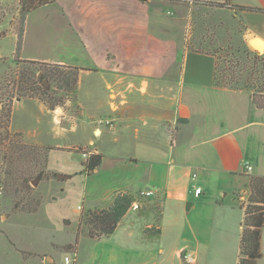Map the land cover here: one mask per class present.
<instances>
[{"label":"crops","instance_id":"0c3cea01","mask_svg":"<svg viewBox=\"0 0 264 264\" xmlns=\"http://www.w3.org/2000/svg\"><path fill=\"white\" fill-rule=\"evenodd\" d=\"M60 1L27 13L16 52L13 30L0 38L12 40L11 53L20 60L81 68L70 101L77 108L69 117L75 134L71 143H57V129L61 140L68 139L67 123L57 122L58 109L49 110L36 98L14 105L34 101L43 115L50 114L56 143H47L48 132L26 125L28 113L21 125L14 124L12 115L10 129L28 143L52 147L48 160L54 152L78 147L102 154L95 172L87 174L82 167L74 173L75 178L81 174L84 184L80 210L103 208L119 191L160 198V203L155 200L159 221L143 212L147 203L136 200L133 205L139 206L133 208L139 210L129 209L111 234L99 239L80 234L72 264H181V252L192 264H238L243 210L233 203L250 175H264V108L256 107L246 90L215 83L212 53L185 48L189 6L213 0H64L58 13ZM228 2L230 20L243 24L246 45L257 36L264 46V0ZM104 118L112 119L113 126L99 122ZM84 131L87 137L80 140ZM193 183L201 187L200 194L191 191ZM39 213L40 207L33 214L12 215ZM7 219L0 215V221ZM61 221L73 229L74 238L53 244L59 248L74 244L79 217L74 223ZM151 226L159 227L160 234L146 236L143 229ZM165 228L171 232L169 243L163 238ZM83 239L88 253L80 260ZM7 245L22 251L23 264H54L45 251L18 250L10 240ZM260 249L255 264H264V225Z\"/></svg>","mask_w":264,"mask_h":264},{"label":"trees","instance_id":"16d2710c","mask_svg":"<svg viewBox=\"0 0 264 264\" xmlns=\"http://www.w3.org/2000/svg\"><path fill=\"white\" fill-rule=\"evenodd\" d=\"M52 1L54 0L19 1L20 28L17 34L16 50H19L22 42L27 13ZM202 4L214 5L216 8L224 6L231 8L228 0ZM4 35L5 33L1 31L0 37ZM205 41V37H195L190 41L185 39L184 45L185 48L193 51L212 53L215 56V83L229 88L246 90L249 93L251 102L256 107L264 108V51L259 52L250 49L242 39L240 46L235 50L228 47V50L231 51L222 56L221 47H216L217 49L204 48ZM207 45L212 46L215 44L212 40H209ZM227 56L230 58H227ZM222 59H224L223 65L221 64ZM20 61L33 66L35 70L20 72L18 79L9 82L0 77V191H3L7 196H12L14 208L32 213L36 210L35 207L30 210L29 208H23L20 204L23 203V199L28 197L32 190L30 181L33 178L44 176V168L48 164V152L52 147L25 143L19 139V133L11 132L10 122L13 102L15 99L35 96L49 110H54L59 102L50 101L48 98L49 83L52 80L59 81L57 82L59 88L73 93L74 98L78 72L81 68L32 60ZM218 80H220V83ZM78 150L87 154L83 164V172L87 174L95 172L101 163L102 154L99 152L88 153L86 149L81 147L76 149V151ZM49 176H57V174L52 172ZM245 189L247 191V203L245 206L240 205V209L243 210V219L239 238L238 264H255L261 256V228L264 225V175H250ZM135 201L136 195L133 193L116 192L105 207L80 213L79 223L84 227L87 237L99 239L102 236L111 234L116 229L119 221ZM159 219L158 216L157 221ZM143 233L146 236L159 235L160 228L146 227L143 229ZM77 242L78 233L75 236L74 244L64 245L63 249L75 252ZM181 264H192L186 260L184 252H181Z\"/></svg>","mask_w":264,"mask_h":264},{"label":"rangeland","instance_id":"374dc122","mask_svg":"<svg viewBox=\"0 0 264 264\" xmlns=\"http://www.w3.org/2000/svg\"><path fill=\"white\" fill-rule=\"evenodd\" d=\"M3 1L6 3L0 4V32L3 31L4 33H7L9 30H13L18 34L20 28V16L18 14L20 0H18L17 4L14 2L12 3L13 0ZM63 2L64 0L57 3L58 13L63 9L61 5ZM206 2H214V0ZM224 8H226V10L216 8L214 5H203L199 1H194L192 5L189 6V30L187 29L188 33L186 39L190 41L195 37H205L206 41L204 48L211 47L214 49L216 47H221L222 56H225L224 54H226V52H230L232 49L235 50V48L240 46L243 34L245 33L243 24L230 20L229 12L227 11L228 8L226 6H224ZM168 9L174 11L171 7ZM209 40H212L215 45L208 46L207 43ZM228 47L232 49L229 51ZM255 47L261 50L258 46ZM13 49L14 47L10 38H0V55L8 56V58L0 59V77L8 80V82L10 80L18 79L20 72H30L35 70L33 66L21 62L15 53L12 55L11 52ZM14 51L16 52V48ZM227 58L230 57L227 56ZM223 60L224 59L221 61L222 65ZM65 71L67 72V70ZM57 82L59 81L52 80L49 83L47 96L50 101L59 102V105L56 106L55 109H58L57 118L61 119H58L57 122L60 124L67 123L66 127L68 128L65 132L68 137L67 140H61L59 138L61 134L57 129V143H71L69 138L70 136H74L75 133L69 129L71 125L69 117L71 113H76L77 108L74 103H70L71 100L73 101V93H69L64 89L59 88V83ZM218 82L220 83V80H218ZM27 98L38 99L35 96L23 97L20 99ZM16 100L19 99L14 100L12 107L14 124L21 125L27 115L26 113H28L31 115V118L27 120L26 125L29 124L30 128L38 127L43 130V133L48 132L47 143H56L55 140L51 138L54 135L56 136L55 128H53L52 116L50 114L43 115L40 106L34 101L25 100L14 105ZM39 101L42 102L41 100ZM222 111H224V108H222ZM38 116L41 117L40 124L37 123ZM84 122H88V120L84 119ZM81 130L82 127L79 124L77 134H79ZM11 132L14 131L11 130ZM84 132L85 133L81 136L80 140L87 137L86 131ZM19 134V139L28 143L23 139L21 133ZM79 150L64 149L63 152H54L50 154L49 162L46 168H44V176L33 178L30 181L32 190L30 191L29 196L23 199V203H21L20 206H23V208H29L30 210L35 207L36 210L34 212H25L21 211L19 208H14L12 196H7L3 191H0V215H2L3 218L8 217L7 220L0 221V264L24 263V258L20 253L22 251L19 252L12 250L7 245L8 240L15 242V247L18 250L19 248L22 250L30 248L35 251L47 252L53 259L54 264H72L74 252L72 250L66 251L53 244L68 243L74 238L73 229L65 226L61 221V218H68L74 223L80 216V212H85L77 208V205L81 206L84 204L82 202L84 184H82L81 174H79L77 178L74 177L75 171L82 169V167L84 168V158ZM52 172L57 173V176H49ZM196 173L198 177L201 176L198 171ZM60 176L65 179L60 180ZM67 177H71V179H68ZM49 178H53V180L50 182H44L45 179ZM210 184L211 187L214 188V182L212 181ZM229 198L230 192L227 191L225 201H229ZM235 199L236 201L233 204L235 208L239 210L237 198ZM136 200L138 204L140 202L147 203V207L143 209V212L148 216L152 214L155 219H158L160 198L153 199L136 195ZM155 200H157L156 202H159L158 205H156ZM39 207L40 213L35 217L24 214L12 215L13 213L33 214L37 212ZM130 209L134 211L139 210L138 208H133V206ZM167 223L166 220L163 221L164 225H167ZM76 232L78 233L79 238L80 234H85V229L80 223ZM170 233V230L165 228V235L163 237L165 242H168ZM87 253V241L83 239L79 247L78 258L83 260L87 256ZM64 256L70 258L69 263H65ZM170 257L173 262H178V258L173 254L170 255Z\"/></svg>","mask_w":264,"mask_h":264},{"label":"built area","instance_id":"2783aa9c","mask_svg":"<svg viewBox=\"0 0 264 264\" xmlns=\"http://www.w3.org/2000/svg\"><path fill=\"white\" fill-rule=\"evenodd\" d=\"M100 123H103L107 126H110L112 127L113 126V120L110 119V118H104V119H101L99 121ZM81 155L82 156H85L86 157V153L85 152H81ZM244 167H245V170L246 171H250L252 169V166L248 163V162H245L244 164ZM191 179L192 180H195L196 179V173H192L191 174ZM201 187L195 183H193L191 185V191L193 192L194 195H198L201 193ZM151 192L150 191H146L145 194H150ZM237 201H238V205L240 206H245V204L247 203V191L245 190L243 193H241L239 196H237ZM133 206H137V205H133ZM64 261L65 262H70V258L68 256H64Z\"/></svg>","mask_w":264,"mask_h":264},{"label":"water","instance_id":"95a60500","mask_svg":"<svg viewBox=\"0 0 264 264\" xmlns=\"http://www.w3.org/2000/svg\"><path fill=\"white\" fill-rule=\"evenodd\" d=\"M256 39H259V40H261L260 38H258L257 36H252V37H249L248 39H247V44H248V46H250L253 50H256V51H259V52H263L264 51V46H261V48H263V49H258V48H256V47H254L255 46V40ZM263 42V41H262ZM264 43V42H263Z\"/></svg>","mask_w":264,"mask_h":264},{"label":"bare ground","instance_id":"6f19581e","mask_svg":"<svg viewBox=\"0 0 264 264\" xmlns=\"http://www.w3.org/2000/svg\"><path fill=\"white\" fill-rule=\"evenodd\" d=\"M255 46H258V47H261L262 46V44L260 43L259 39H256L255 40Z\"/></svg>","mask_w":264,"mask_h":264}]
</instances>
